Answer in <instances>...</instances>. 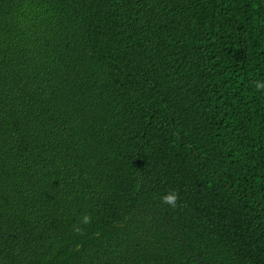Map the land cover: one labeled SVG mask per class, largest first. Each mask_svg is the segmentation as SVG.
<instances>
[{"label": "trees", "instance_id": "16d2710c", "mask_svg": "<svg viewBox=\"0 0 264 264\" xmlns=\"http://www.w3.org/2000/svg\"><path fill=\"white\" fill-rule=\"evenodd\" d=\"M256 82L264 0H0V264H264Z\"/></svg>", "mask_w": 264, "mask_h": 264}, {"label": "clouds", "instance_id": "9594fccd", "mask_svg": "<svg viewBox=\"0 0 264 264\" xmlns=\"http://www.w3.org/2000/svg\"><path fill=\"white\" fill-rule=\"evenodd\" d=\"M256 87L259 89H264V83L261 82H256ZM179 197L178 194L175 191H171L168 194L164 195L161 197V200L163 203L170 205L171 207L175 208L177 207V201ZM84 224L90 223V217L89 216H84L83 221Z\"/></svg>", "mask_w": 264, "mask_h": 264}]
</instances>
